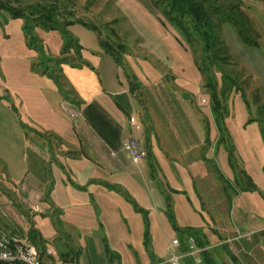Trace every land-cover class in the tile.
Returning <instances> with one entry per match:
<instances>
[{
  "label": "rangeland",
  "instance_id": "374dc122",
  "mask_svg": "<svg viewBox=\"0 0 264 264\" xmlns=\"http://www.w3.org/2000/svg\"><path fill=\"white\" fill-rule=\"evenodd\" d=\"M0 1L24 13L52 9L58 16L49 22L53 27L29 26L25 18L0 10V76L15 97L29 87L21 81L28 67L48 69L60 57L87 60L107 53L129 90L118 103L128 112L135 105L133 119L143 142L151 139L162 152L172 144L177 163L187 161L194 172L183 194L168 184L173 177L163 172L166 161L155 164L149 177L136 171L130 183L66 193L65 174L43 164L28 177L45 195L36 215L21 208L0 175L4 221L37 231L44 239L40 244L57 259L67 254L69 264H168L174 253H187L184 240L192 232L210 238H201L208 252L200 254L202 264H264V1L212 0L242 22L249 38L224 23L226 60L213 61L152 0ZM214 98L225 109L222 135L212 112ZM201 125L212 148L218 136L213 150L197 148ZM154 189L162 195L159 209ZM57 200L62 216L45 211ZM222 225L232 226V232ZM176 239L180 248L173 247ZM182 264L197 263L185 257Z\"/></svg>",
  "mask_w": 264,
  "mask_h": 264
},
{
  "label": "crops",
  "instance_id": "0c3cea01",
  "mask_svg": "<svg viewBox=\"0 0 264 264\" xmlns=\"http://www.w3.org/2000/svg\"><path fill=\"white\" fill-rule=\"evenodd\" d=\"M59 59L61 57L56 60ZM52 63L47 70L28 67L21 81H28L29 87L21 89L16 97L7 89L8 81L0 76V175L7 190L12 195L16 193L23 210L33 211L35 215L42 212L44 192L28 177L43 164L47 171L57 172L60 177L65 174L62 186L66 193L74 192L69 188L86 193L104 186L130 183L136 171L149 177L155 164L161 167L159 164L166 161L163 172L173 177L168 184L177 194L187 193L183 185L192 181L194 176L191 164L187 161L177 163L180 158L172 144L165 146V152H162V146L159 145L160 150L151 139L147 138V144L145 140L143 142L142 131L133 121L135 105L128 112L126 106L118 103V97L126 96L129 90L120 78L116 61L109 54L98 52L87 60L67 57L62 62ZM20 85L24 87L22 82ZM16 102L24 108L25 114L17 112ZM71 113L75 114L74 118ZM200 133L197 148L213 150L218 136L212 148L202 125ZM129 138L137 139L148 152L147 159L139 164L133 163L122 150L123 141ZM183 142L179 138V143ZM249 185L250 189L254 187L251 182ZM154 190L159 209L162 195ZM11 200L9 198L10 203ZM60 203L57 200L55 204H48L45 211L62 216L63 213L57 210ZM1 216L4 214L0 209L2 232L12 231V237L26 239L40 251L50 249L40 244L44 239L37 231L29 229L30 225L28 229L32 233L29 234L14 222L4 221ZM222 226L227 233L233 229L230 225ZM201 235L210 240L206 233ZM66 255L57 259L54 254V259L69 264Z\"/></svg>",
  "mask_w": 264,
  "mask_h": 264
},
{
  "label": "trees",
  "instance_id": "16d2710c",
  "mask_svg": "<svg viewBox=\"0 0 264 264\" xmlns=\"http://www.w3.org/2000/svg\"><path fill=\"white\" fill-rule=\"evenodd\" d=\"M152 1L156 6L161 7L168 18L185 33L192 44H202L206 57L210 61L226 60V57H223L221 55L222 53L227 52V47L222 38V29L224 23L231 22L235 24L239 28L241 34L245 37V39L249 40L248 36L244 34L242 22L233 17L231 14L226 13V11H224L220 6L215 5L212 0ZM0 10L7 11L14 18H25L29 26L32 23V26L39 24H44L46 26L51 25L49 24V22L53 21L54 18L57 19L58 17L52 9H50V11L45 14H39L34 11L32 13L30 11L28 13H24L8 6L1 1ZM102 45L106 48L103 42ZM67 48L68 47L65 48L63 54L68 53ZM106 50L110 52L108 48H106ZM207 55H209V57ZM210 56H212V58ZM64 60L67 59L61 58L53 62L57 63ZM44 70L47 69L44 68ZM214 100L215 101L213 103L212 112L215 115L216 124L222 135L223 128L221 126L223 123V113L225 112V109L223 104L219 103L216 98H214ZM25 129H27V127H25ZM167 200L168 202H170L168 198ZM189 236L195 237L198 247L202 249V256L204 255L206 257L208 255V252H206V249L202 245V235L197 232H192L189 234Z\"/></svg>",
  "mask_w": 264,
  "mask_h": 264
},
{
  "label": "built area",
  "instance_id": "2783aa9c",
  "mask_svg": "<svg viewBox=\"0 0 264 264\" xmlns=\"http://www.w3.org/2000/svg\"><path fill=\"white\" fill-rule=\"evenodd\" d=\"M74 118L75 114L71 113ZM135 122V120L133 119ZM122 150L126 152L133 163L139 164L147 159L148 152L140 146L137 139L129 138L123 141ZM174 248H180L178 239L173 241ZM187 253L180 255L174 253L168 263L182 264L185 257H193L197 264H202V249H198L195 237L189 236L186 240ZM50 258L53 260L49 261ZM0 264H63L61 261L54 259V253L51 249L40 251L31 245L28 240L12 237L0 230ZM161 264V263H159Z\"/></svg>",
  "mask_w": 264,
  "mask_h": 264
}]
</instances>
